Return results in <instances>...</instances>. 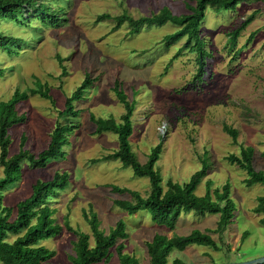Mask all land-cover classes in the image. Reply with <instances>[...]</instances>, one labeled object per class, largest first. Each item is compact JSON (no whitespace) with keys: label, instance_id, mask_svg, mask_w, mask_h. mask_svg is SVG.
<instances>
[{"label":"rangeland","instance_id":"obj_1","mask_svg":"<svg viewBox=\"0 0 264 264\" xmlns=\"http://www.w3.org/2000/svg\"><path fill=\"white\" fill-rule=\"evenodd\" d=\"M37 1L51 7L49 15L55 13L53 27L35 18L23 26L7 19L0 21V31L21 38L11 54L0 49V66L4 68L0 100H8L15 89L35 88L37 78L47 83L54 103L34 95L18 104V112L26 113L27 118L8 130L9 156L19 151L22 135L26 137L24 148L38 155L49 142L65 98L81 84L86 73L95 81L84 97L73 103L82 112L62 119L78 125L63 148L64 158L51 159L44 167L22 163L15 180L2 191V205L13 206L30 195L36 180H47L55 172L65 171L68 185L49 199L56 222L63 226L67 216L74 229L90 235L91 246L93 238L82 216L83 209L92 207L106 233L122 220L128 233L123 241L124 252L138 258L139 264H150L145 243L156 234L172 237L194 229L215 228L219 213L182 212L170 229L153 222L146 209L130 214L114 205V199L130 196L113 193L106 185L136 190L142 196L149 190L148 178L135 176L119 159L102 160L117 149V136L111 132L94 134L95 124L88 118L93 113L119 122L124 107L113 91L117 79L127 100L135 103L129 143L139 162H146L151 149L161 143L155 168L161 174L162 187H166L168 179L188 181L206 163L207 175L195 194L205 193L206 180L211 181L212 189L228 182L235 203L232 222L222 237L212 234L219 251L193 244L184 250H171L167 264L175 258L190 264H226L264 257V224L259 222L262 215L253 212L264 186L246 187L242 183L246 173L226 159L230 153L239 154L241 146L249 145L254 148L253 166L264 171V0L240 2L234 9H206L200 27L208 57L199 80L195 79V52L186 51L172 59L184 38L168 48L162 42L165 35L177 29L171 22L142 28L136 34H129L125 22L114 31L113 19L96 22V17L104 13L115 16L125 12L138 17L158 12L164 6L175 14L185 13L183 0ZM252 13L250 23L230 48L228 33ZM251 33L254 36L248 41ZM224 125L237 129L236 143L224 131ZM94 159L100 160L93 162ZM75 239L74 233L63 228L61 234L41 244L54 251L52 263L71 264L69 255L74 254ZM109 264H120L114 249Z\"/></svg>","mask_w":264,"mask_h":264},{"label":"trees","instance_id":"obj_2","mask_svg":"<svg viewBox=\"0 0 264 264\" xmlns=\"http://www.w3.org/2000/svg\"><path fill=\"white\" fill-rule=\"evenodd\" d=\"M187 12L181 14L173 13L169 8L162 7L158 12L150 15L133 17L128 13L111 16L108 13L96 17V22L103 19L115 21L112 31L116 30L124 22L129 26V34L139 33L142 28L153 25H163L171 22L176 30L163 37L165 47L182 40L184 42L173 55L177 58L184 52H195L197 54L198 69L195 79L199 80L204 72L208 53L205 49V41L201 34V21L205 17L208 7L215 11L221 9H234L240 2H259L261 0H183ZM49 6H45L37 0H0V21L4 19L17 25H27L31 18H35L45 26L53 27L57 21L55 13L49 15ZM257 12V11H256ZM255 12V13H256ZM248 16L237 28L228 33L230 48H233L240 32L250 23L254 14ZM49 16V17H48ZM254 36L251 33L250 41ZM21 38L0 31V49L11 54L19 46ZM4 74V68L0 66V78ZM95 81L89 73H86L81 84L65 98L64 108L58 111L55 126L50 132L47 146L38 155H34L24 148L25 135H22L20 149L17 153L9 156L8 147L10 139L8 130L16 124L26 121V113L18 112V104L26 101L30 96L39 95L42 98L54 100L50 95L47 83H41L36 78L35 88L28 91L15 89L8 100H0V166L3 176L0 178V262L2 264H58L50 260L54 251L41 244V241L49 237H55L62 233L63 228L76 235L73 243L74 254L69 255L71 264H109L110 258L115 250L120 264H139L138 258L124 252L123 241L128 237L126 225L118 220L106 233L100 228L97 214L90 206L88 210L83 209L82 216L89 225L93 245H89L90 235L74 229L67 218L64 217L63 226L56 222L53 217L55 209L49 205V199L58 190L68 185L69 175L67 172H55L52 178L47 180H36L31 185V193L28 197L16 202L13 206L2 205V191L14 180L19 173L20 165L28 162L35 167H44L51 159H63L65 156L64 146L69 144V136L78 125L64 122L66 115H78L82 110L76 109L74 102L84 97L87 88ZM113 91L120 103L123 104L124 112L120 115L119 122L113 117H96L89 113V120L95 124L94 134L111 132L117 136V149L113 153L104 156L102 160L109 158L119 159L124 167H130L133 174L138 177H147L149 190L142 196L138 191L118 185H106L111 192L118 194L127 193L130 199H114L113 203L118 208L130 214L141 209H146L153 222L165 225L173 229L177 219L182 212L194 211L196 214L219 213V219L214 229L201 231L192 230L186 235L156 234L151 241L145 243L150 264H167V257L171 250H184L187 246L198 244L207 246L214 251L220 247L212 234L222 237L227 226L232 222L235 203L230 197V185L224 183L221 188H213L210 180H206L205 193L196 195L195 189L199 182L207 175L208 166L203 163L202 167L193 172L188 181L179 183L168 179L166 187H162V177L155 164L161 153V143L153 147L148 154L147 161L139 162L135 152L132 150L129 137L133 132L131 115L134 110V101L127 100V94L119 80H115ZM223 129L237 142V129L224 125ZM264 156V151L262 152ZM254 148L252 146H241L239 154L230 153L226 159L246 173L242 183L246 187L254 184L264 186V171L253 166ZM100 159H94L97 162ZM253 212L262 215L259 219L264 224V194L257 197V204ZM172 264L185 263L179 258L172 260ZM215 264V263H212ZM264 264V263H261Z\"/></svg>","mask_w":264,"mask_h":264},{"label":"water","instance_id":"obj_3","mask_svg":"<svg viewBox=\"0 0 264 264\" xmlns=\"http://www.w3.org/2000/svg\"><path fill=\"white\" fill-rule=\"evenodd\" d=\"M262 262H264V257H261L256 260L244 261V262H239V263H226V264H258Z\"/></svg>","mask_w":264,"mask_h":264}]
</instances>
